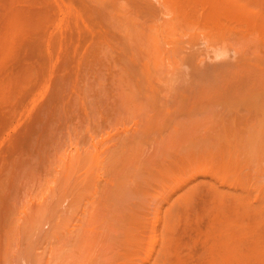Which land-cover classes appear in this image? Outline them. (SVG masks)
Here are the masks:
<instances>
[{
  "label": "bare ground",
  "instance_id": "1",
  "mask_svg": "<svg viewBox=\"0 0 264 264\" xmlns=\"http://www.w3.org/2000/svg\"><path fill=\"white\" fill-rule=\"evenodd\" d=\"M196 196L264 264V0H0V264H179Z\"/></svg>",
  "mask_w": 264,
  "mask_h": 264
},
{
  "label": "rangeland",
  "instance_id": "2",
  "mask_svg": "<svg viewBox=\"0 0 264 264\" xmlns=\"http://www.w3.org/2000/svg\"><path fill=\"white\" fill-rule=\"evenodd\" d=\"M163 7V6H162ZM168 9V8H167ZM167 9L165 8V11L163 12V13H165V17H169V15H170V11H168L167 12ZM169 10V9H168ZM169 13V14H168ZM193 23H195L194 25H193ZM193 23H182V25H179V26H177L174 30L175 31H177V33L176 32H171L169 35H166L165 37H166V39L167 40H170V39H172L173 38V36H174V34H175V37H180L181 39H182V41H184L185 39H187L188 41H193V43L194 42H196L197 44H195L194 43V45L196 46H200L199 48H202V46H206V45H208L207 44V42L206 41H210L211 42V40H209V39H211V37L208 39V37H207V28H206V24L205 23H201L200 21H194ZM188 25V26H187ZM187 26V27H186ZM192 27V32H191V27ZM201 26V27H200ZM200 27V28H199ZM187 28V29H186ZM177 29V30H176ZM189 29V30H188ZM198 29V30H197ZM186 30H188L187 32H186ZM200 31V32H199ZM184 32H186V33H184ZM196 32V33H195ZM183 33V34H182ZM199 33V34H198ZM180 34H181V36H180ZM191 35V37L193 36V34H194V37H195V39H194V37H192V39H190V36H188V35ZM195 34H196V36H195ZM172 35V36H171ZM184 35H185V37H184ZM169 36V37H168ZM203 36V37H202ZM209 36V35H208ZM168 37V38H167ZM182 37H184V38H182ZM179 38V39H180ZM206 38H207V40H206ZM166 39H164V40H166ZM180 39V40H181ZM190 39V40H189ZM195 41H194V40ZM187 40H185V44L187 43ZM209 42V43H210ZM166 42L164 41V44H165ZM206 43V44H205ZM205 44V45H204ZM168 45V44H167ZM203 47V48H204ZM230 49V48H229ZM217 50V49H216ZM212 51V49H211V47H210V52ZM212 53H217V51H215V52H211L210 54H212ZM227 53H230V54H232V51H228ZM201 175H205L206 176V178H208V174L206 175V174H198L197 175V177H203V176H201ZM37 192V191H36ZM34 193L33 192V195L35 194H37V196H30V198H32V200L29 198V196H27L31 201H33V198H34V201L35 200H39L40 198H42V196L41 195H43V194H39V196H38V193ZM44 192V191H43ZM42 192V193H43ZM32 194V193H31ZM87 194H88V196H87ZM87 194H85V196L83 197V198H85V200H83V198L81 199L84 203H85V201L87 200L86 198H88L90 195H89V193H87ZM87 196V197H86ZM26 197V196H25ZM36 197H39V199H37ZM197 198L195 199V200H193V204L192 205H194L193 207H194V210L192 211V210H190V212H192L191 214H190V212H189V214H188V220H187V222L185 223L184 222V220L183 219H181L182 220V222L184 223H181V220L179 221V223L177 224V227H176V229H175V232H176V230H177V233H175L176 234V236H175V247H176V250H177V252H178V254H179V257H180V263L179 264H203V261H204V259L206 258L205 256H207V254H206V251H207V248H208V246H209V244H210V242H211V234H210V230H211V222H212V220H213V217H214V212L211 210V208H210V206L205 202V197L204 196H196ZM66 198V197H65ZM65 198H63V200L65 199ZM66 199H68V198H66ZM63 200H61V203H62V205H61V207L63 208V206H66V204L64 205V203L65 202H68V200H65V202L63 201ZM206 200H207V197H206ZM195 201V202H194ZM83 202H80L82 205L84 204ZM208 202V201H207ZM82 205H80L79 204V206H78V208H81L82 207ZM206 205V206H205ZM75 210V209H74ZM208 210H210V211H208ZM47 212V211H46ZM70 212H72L71 211V209H70ZM191 217H190V216ZM149 216L151 217L152 215H150L149 214ZM195 216V217H194ZM191 219V220H190ZM21 234H23V231H21ZM24 235H25V232H24V234H23V236L21 237V235H20V238H23L24 237ZM31 235V234H30ZM34 235V234H33ZM34 237V236H33ZM35 238V237H34ZM29 240H32V239H30V237H29ZM28 240V241H29ZM63 241H64V243L66 244V242H65V240L63 239ZM36 242V243H35ZM35 242H33V246H32V248L34 249V250H36V251H39V252H42V251H40L42 248H41V246H42V244H41V242H42V239L40 240V243H37V242H39V238H38V241H37V239L35 240ZM44 243V242H43ZM21 244V243H20ZM20 244H19V246H20ZM37 244V245H36ZM39 244H40V248H39ZM68 244V243H67ZM44 245L46 246V244L44 243ZM37 246V247H36ZM48 246V245H47ZM68 246V245H67ZM37 248V249H36ZM67 248V247H66ZM70 248V247H69ZM35 252V251H34ZM43 253V252H42ZM45 253H47L46 251H45ZM17 254V253H16ZM48 254V253H47ZM47 254H43V256H45L46 258H47ZM19 256V255H18ZM39 256H42V255H39ZM20 257H21V255H20ZM37 255L36 256H34L33 258H31L32 259V263L31 262H28V261H30L31 259L29 258V260L27 261V263L28 264H34V263H36L35 262V260L37 259ZM45 257H43V260H44V262H40V259H38L37 261L38 262H40V264L41 263H43V264H49V263H46L45 262ZM22 258H24V257H22ZM22 258H19V257H17V258H15L14 259V261L16 262V260H17V262H18V260L19 261H21L22 260ZM40 258V257H39ZM45 258V259H44ZM53 260H51V262H50V264L52 263V264H54L55 262L56 263H58V264H68V261H55V259L54 258H52ZM27 260V259H26ZM49 260V261H50ZM76 260H78V259H76ZM23 261V260H22ZM21 261V263L22 264H24L25 262H22ZM24 261H25V259H24ZM34 261V262H33ZM79 261V260H78ZM78 261H75L76 262V264H77V262ZM83 261V260H82ZM13 263V264H16V263ZM47 262H48V260H47ZM85 262V261H84ZM83 262V263H84ZM86 262H88V264L90 263L89 261H87L86 260ZM85 262V263H86ZM205 262V261H204ZM19 264H21L20 262H18ZM17 263V264H18ZM26 263V264H27ZM55 263V264H56ZM72 263V262H71ZM71 263H69V264H71ZM39 264V263H38ZM72 264H74V262L72 263ZM80 264H82V263H80Z\"/></svg>",
  "mask_w": 264,
  "mask_h": 264
}]
</instances>
